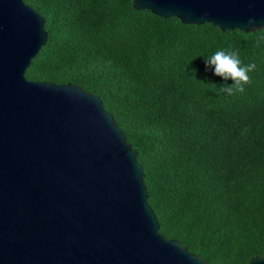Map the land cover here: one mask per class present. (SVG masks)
<instances>
[{
  "label": "trees",
  "instance_id": "1",
  "mask_svg": "<svg viewBox=\"0 0 264 264\" xmlns=\"http://www.w3.org/2000/svg\"><path fill=\"white\" fill-rule=\"evenodd\" d=\"M24 1L49 35L26 77L102 98L138 151L160 232L208 264L264 256V29L184 24L133 0ZM221 49L255 63L243 93H220L234 81L206 68Z\"/></svg>",
  "mask_w": 264,
  "mask_h": 264
},
{
  "label": "water",
  "instance_id": "2",
  "mask_svg": "<svg viewBox=\"0 0 264 264\" xmlns=\"http://www.w3.org/2000/svg\"><path fill=\"white\" fill-rule=\"evenodd\" d=\"M133 6L222 31L264 29V0ZM45 23L24 0H0V264H208L160 232L138 151L102 98L26 77Z\"/></svg>",
  "mask_w": 264,
  "mask_h": 264
},
{
  "label": "clouds",
  "instance_id": "3",
  "mask_svg": "<svg viewBox=\"0 0 264 264\" xmlns=\"http://www.w3.org/2000/svg\"><path fill=\"white\" fill-rule=\"evenodd\" d=\"M249 26L256 23L255 17H250L247 21ZM259 43V41L257 42ZM206 68L213 67L214 74L222 77L225 81L231 79L233 84H224L219 87L220 93L235 95L236 93H243L245 85L251 83L248 73L256 70L255 63L243 64L239 50H217L212 55L206 57Z\"/></svg>",
  "mask_w": 264,
  "mask_h": 264
}]
</instances>
